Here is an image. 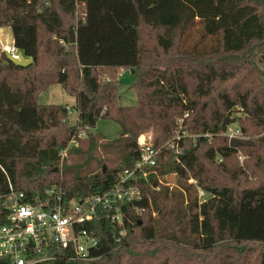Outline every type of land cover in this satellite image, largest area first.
I'll list each match as a JSON object with an SVG mask.
<instances>
[{
  "label": "trees",
  "instance_id": "obj_1",
  "mask_svg": "<svg viewBox=\"0 0 264 264\" xmlns=\"http://www.w3.org/2000/svg\"><path fill=\"white\" fill-rule=\"evenodd\" d=\"M198 23L217 40L215 48L183 47L186 31ZM2 26L11 27L14 44L34 62L19 66L0 54V194L9 184L41 195L60 185L65 198L104 192L136 169L142 133L152 130L163 147L157 164L144 168L147 175L140 170L120 185L142 191L141 200L122 205L123 224L106 211L84 225L99 238L97 259L38 264H187V243L211 253L227 241L241 254L260 250L259 259L241 264H264V183L237 190L215 182L219 172L209 167L229 173V159L242 153L254 157L253 168L248 162L243 168L247 178L264 171V74L257 66L264 63V0H0ZM125 68L137 75L135 106L121 104L119 78L102 79L107 70ZM54 84L76 104H41L39 95ZM100 118L119 124L121 136L93 133ZM232 126L239 135H228ZM170 141L181 148L180 161ZM168 173L180 179L182 200L164 214L159 195L169 190L158 177ZM198 186L207 199L199 201ZM10 260L0 257V264Z\"/></svg>",
  "mask_w": 264,
  "mask_h": 264
},
{
  "label": "built area",
  "instance_id": "obj_2",
  "mask_svg": "<svg viewBox=\"0 0 264 264\" xmlns=\"http://www.w3.org/2000/svg\"><path fill=\"white\" fill-rule=\"evenodd\" d=\"M2 51L16 58L22 53L15 44L4 45ZM77 134L87 136L86 131ZM239 134L240 131L235 128H230L228 132L230 137ZM179 138L177 135L175 140ZM138 143L141 158L136 162L135 170H126L120 185L134 178L140 170L147 175L144 168L157 164L163 147L157 146L150 136H141ZM168 143L175 150L174 159L180 161L181 148L175 141ZM66 153L67 149L60 152L61 161ZM120 185L96 194L65 198L60 185L47 188L41 195L16 190L9 184V191L0 194V209L6 218V222L0 224V257L10 258L9 264H38L59 258L80 261L97 259L99 256L93 250L98 249L99 238L84 225L106 211L108 214L105 215L113 222L123 224L122 205L142 199L139 187L122 188Z\"/></svg>",
  "mask_w": 264,
  "mask_h": 264
},
{
  "label": "rangeland",
  "instance_id": "obj_3",
  "mask_svg": "<svg viewBox=\"0 0 264 264\" xmlns=\"http://www.w3.org/2000/svg\"><path fill=\"white\" fill-rule=\"evenodd\" d=\"M10 30V29H6ZM217 46V40L210 35H206L203 32L202 25L200 23L191 27L188 31H186V35L184 37L183 47L188 50H211ZM257 66L264 74V63L258 62ZM119 74V75H118ZM102 79L111 78L120 81V102L124 106H135L138 103L137 94L135 92L133 84L137 81V75L132 72V69L125 68L120 70H107L105 74L102 75ZM39 102L41 104H66L70 103L72 105L76 104V98L67 94L63 86L61 84H55L50 86V88L42 92L39 95ZM76 120V113L70 117L71 123H74ZM235 126V125H234ZM233 127V126H232ZM234 128V127H233ZM236 128V126H235ZM93 133H101L103 136L108 139H114L120 137V125L117 124L114 120L108 118H100L97 121L96 126L92 129ZM253 132H256L257 136L262 135V128H254ZM141 136L151 137L154 141L153 131L149 130V132L142 133ZM196 135L187 133L188 138H194ZM221 137V136H220ZM256 137V136H255ZM78 141L71 142L72 146V154L76 152L75 146L78 145ZM245 153V152H243ZM261 153L264 155V148L261 150ZM71 154V155H72ZM247 158V159H245ZM69 164L72 162V157H68ZM254 157L252 155L243 156L242 153H238L233 155L228 162L229 173L225 171L221 172L222 168L216 170V166H209L213 168L214 173L219 172V177L215 182H223L230 183L235 189L241 190L245 186H254L258 183H264V171L257 172L256 175H249L247 178L243 173V168L246 166V162L250 164L253 168ZM62 165V163H61ZM227 167V164H226ZM108 168V167H107ZM236 170L240 173L232 174L231 171ZM160 188L167 187L169 192L168 195L165 196L163 193H160V206L164 211V214L174 213L182 198L180 195L179 189V178L175 173H168L166 175H160L159 177ZM192 184H197V181L194 178L189 180ZM198 199L199 201H203L209 197V193H207L203 188L198 186ZM159 190V189H158ZM188 201V200H187ZM155 219L157 222L161 223L164 221V218L159 217L155 212ZM164 224V223H162ZM250 246V245H247ZM252 246V245H251ZM193 246L187 243V264H241L242 262L249 261L254 262L259 259L260 250L252 247H248V249L241 254L238 248V244H235L231 241H227L221 243L218 247L211 251V253L203 252V251H193ZM206 253L205 256L203 254Z\"/></svg>",
  "mask_w": 264,
  "mask_h": 264
},
{
  "label": "water",
  "instance_id": "obj_4",
  "mask_svg": "<svg viewBox=\"0 0 264 264\" xmlns=\"http://www.w3.org/2000/svg\"><path fill=\"white\" fill-rule=\"evenodd\" d=\"M69 40L70 43H76L77 42V34H76V30L74 29L73 26H70V30H69ZM7 57L12 60L15 64L19 65V66H24V67H28L31 64H33L34 59L32 57H26L23 53L19 54V58L14 57L11 54H7ZM132 72L134 73V70L132 69ZM56 170H59V168L57 167ZM107 170V165L104 164V172H106Z\"/></svg>",
  "mask_w": 264,
  "mask_h": 264
},
{
  "label": "crops",
  "instance_id": "obj_5",
  "mask_svg": "<svg viewBox=\"0 0 264 264\" xmlns=\"http://www.w3.org/2000/svg\"><path fill=\"white\" fill-rule=\"evenodd\" d=\"M10 29V30H7L6 29ZM8 44H14V36H13V32H12V29L10 26H2L0 27V54L3 52L2 51V47L4 45H8ZM55 85V84H54ZM52 86V85H51ZM50 88V87H49ZM48 88V89H49ZM47 89V90H48ZM64 89V88H63ZM65 91V90H64ZM45 92V91H44ZM66 92V91H65ZM67 93V92H66ZM68 94V93H67ZM70 95V94H69ZM72 96V95H70ZM75 97V96H73ZM57 104H60V103H57ZM64 105H72L70 103H66Z\"/></svg>",
  "mask_w": 264,
  "mask_h": 264
}]
</instances>
